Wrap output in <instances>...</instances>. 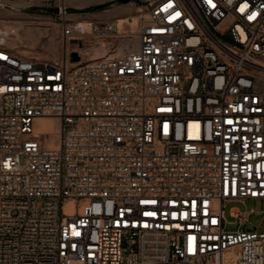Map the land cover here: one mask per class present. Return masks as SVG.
<instances>
[{
	"label": "built area",
	"instance_id": "1",
	"mask_svg": "<svg viewBox=\"0 0 264 264\" xmlns=\"http://www.w3.org/2000/svg\"><path fill=\"white\" fill-rule=\"evenodd\" d=\"M50 1L78 41L61 58L0 29V264H264V212L226 215L264 202V0H151L90 31Z\"/></svg>",
	"mask_w": 264,
	"mask_h": 264
},
{
	"label": "rangeland",
	"instance_id": "2",
	"mask_svg": "<svg viewBox=\"0 0 264 264\" xmlns=\"http://www.w3.org/2000/svg\"><path fill=\"white\" fill-rule=\"evenodd\" d=\"M149 1L151 0H130V2L128 3H121L119 0H96L92 4H84L85 0H63V5L70 7L71 13H76L79 15L82 14L80 15L82 16L81 18L108 21L136 16L138 18L140 15V9ZM14 2H20L22 3V5L16 7L14 5ZM50 4H54V2L50 0H0V25L7 22L22 20L23 22H25V24H29L30 26H32L35 32H37L33 41L34 46L30 53L24 54L23 51L27 49L23 47L15 48V45L11 41V46L15 48L18 53L29 57H34L42 61H49L62 57L64 47L62 46L60 38V21L58 19V16L48 10L47 6ZM100 5H102L103 7L98 9L97 6ZM95 7L97 8V10L84 12L89 8ZM119 10L121 11L120 13ZM108 11L111 12V15L109 17L105 15L95 16V14H101ZM74 16H72L73 19L76 18ZM77 20L78 19H76L75 21ZM70 42L71 43L69 45V48L71 49L75 48L78 43L77 40H72ZM79 42H85V44L93 45L96 43V40L90 36H87L81 39ZM27 43L28 41L25 40L23 46H26ZM50 47H56L58 48V50L53 53L50 51ZM234 206L239 207L242 211L254 210L256 212H264V202L247 201L245 205L240 203L229 204L226 207L227 219L230 222H237L234 226H228V228L230 229H237L238 227V221L230 216L231 209ZM247 229H257L258 231H264V215H251L249 223L247 225Z\"/></svg>",
	"mask_w": 264,
	"mask_h": 264
},
{
	"label": "bare ground",
	"instance_id": "3",
	"mask_svg": "<svg viewBox=\"0 0 264 264\" xmlns=\"http://www.w3.org/2000/svg\"><path fill=\"white\" fill-rule=\"evenodd\" d=\"M95 1L96 0H85L84 4H92ZM14 5L16 7H19L22 5V3L14 2ZM120 12L121 11L119 10V13ZM100 15H105V16L109 17L111 15V12L108 11V12H103L101 14H95V16H100ZM95 16H91V17H95ZM74 17H76L74 20L78 19L77 22L80 24L79 27H81L84 31H90L89 22L92 19L90 20V19L81 18L82 16H80V15H75ZM137 22H138L137 16L131 17L130 19L129 18L119 19V23H120L119 25H124V23H131L133 30H135ZM0 27H1L0 29H4L10 35V37H11L10 39L13 42V44L15 45V48H22L23 47V48L27 49V50L23 51L24 54L30 53V51L32 50V48L34 46L33 41L35 39L34 38L35 34L37 33V32H35V30L32 26H30L29 24L28 25L25 24V22H23L22 20H17L15 22L4 23V24L0 25ZM39 33H41V32H39ZM60 38H61L62 46L64 48L69 47L71 42L66 43L62 37H60ZM25 40H27L28 43L26 44V46H23ZM128 44H130L131 46H136L138 44V42L136 40H131L128 42ZM49 49L53 53H55L58 50V48H56V47H50ZM90 51H91V53L89 54V56L93 59L99 58L104 54V50L102 48L96 47V48L91 49ZM38 124H39V128H38L39 134L50 133L52 135L51 138L47 140V145L50 148H54V149L58 148V146H59V135H60V124H59V122L54 118H43V119L38 121Z\"/></svg>",
	"mask_w": 264,
	"mask_h": 264
},
{
	"label": "water",
	"instance_id": "4",
	"mask_svg": "<svg viewBox=\"0 0 264 264\" xmlns=\"http://www.w3.org/2000/svg\"><path fill=\"white\" fill-rule=\"evenodd\" d=\"M121 3H128V2H130V0H119ZM103 6L102 5H100V6H97V8L98 9H100V8H102ZM55 12H57V10L55 9L54 10ZM73 59H74V61H78L79 60V56L76 54V53H74L73 54Z\"/></svg>",
	"mask_w": 264,
	"mask_h": 264
},
{
	"label": "trees",
	"instance_id": "5",
	"mask_svg": "<svg viewBox=\"0 0 264 264\" xmlns=\"http://www.w3.org/2000/svg\"><path fill=\"white\" fill-rule=\"evenodd\" d=\"M94 10H97V8L95 7V8H89V9H87L86 11H84V12H90V11H94Z\"/></svg>",
	"mask_w": 264,
	"mask_h": 264
}]
</instances>
